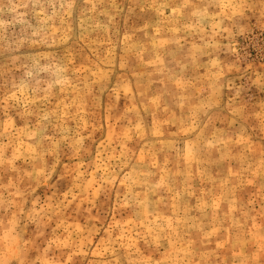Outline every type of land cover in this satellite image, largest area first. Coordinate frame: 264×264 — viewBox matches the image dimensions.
I'll list each match as a JSON object with an SVG mask.
<instances>
[{"label":"rangeland","instance_id":"rangeland-1","mask_svg":"<svg viewBox=\"0 0 264 264\" xmlns=\"http://www.w3.org/2000/svg\"><path fill=\"white\" fill-rule=\"evenodd\" d=\"M0 264H264V0H0Z\"/></svg>","mask_w":264,"mask_h":264}]
</instances>
